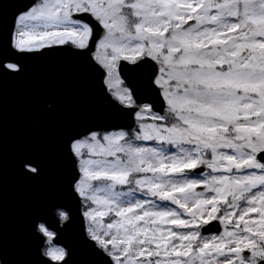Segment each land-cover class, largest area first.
I'll list each match as a JSON object with an SVG mask.
<instances>
[{"label":"snow or ice","instance_id":"6c2138e0","mask_svg":"<svg viewBox=\"0 0 264 264\" xmlns=\"http://www.w3.org/2000/svg\"><path fill=\"white\" fill-rule=\"evenodd\" d=\"M50 53L131 121L64 145L84 264H264V0H0V78ZM19 171L43 167L25 156ZM50 212L31 221L35 264H72L54 231L72 215Z\"/></svg>","mask_w":264,"mask_h":264},{"label":"water","instance_id":"95a60500","mask_svg":"<svg viewBox=\"0 0 264 264\" xmlns=\"http://www.w3.org/2000/svg\"><path fill=\"white\" fill-rule=\"evenodd\" d=\"M15 6L5 8V30ZM23 63L21 76L0 78V241L10 264H35L38 241L31 234L32 218L39 213L55 223L50 209L61 204L72 223L54 229L55 242L71 250L72 264H84L82 217L76 199L68 195L64 145L71 132L89 124L131 121L109 109L76 58L50 53ZM49 102L54 110L46 107ZM25 156L41 162V177L21 174L19 162Z\"/></svg>","mask_w":264,"mask_h":264}]
</instances>
